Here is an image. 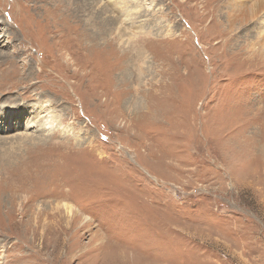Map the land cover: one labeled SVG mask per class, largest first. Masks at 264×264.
I'll return each mask as SVG.
<instances>
[{
  "label": "rangeland",
  "instance_id": "1",
  "mask_svg": "<svg viewBox=\"0 0 264 264\" xmlns=\"http://www.w3.org/2000/svg\"><path fill=\"white\" fill-rule=\"evenodd\" d=\"M80 1L0 0V264H264V1Z\"/></svg>",
  "mask_w": 264,
  "mask_h": 264
},
{
  "label": "bare ground",
  "instance_id": "2",
  "mask_svg": "<svg viewBox=\"0 0 264 264\" xmlns=\"http://www.w3.org/2000/svg\"><path fill=\"white\" fill-rule=\"evenodd\" d=\"M72 1V0H71ZM82 1V2H81ZM80 2L83 4V7L84 6H87V7H90L91 10H90V15L89 17H87L86 19H84L83 21L86 22L90 28H98L101 24H106L107 25V22L110 21V23H112V18L110 16V19H107L105 16L103 17L102 14L104 13V11L100 14L99 12H95L93 9H92V5L90 4L92 1L91 0H81ZM110 2V1H114L115 2V6L119 4V7L121 8V11L124 13V17H127V18H131V21H133L132 17L130 16V13L133 14V16L135 17V12L131 11V9L133 8L134 11H136V17H140L141 14H139L140 11L138 10H141L142 9V6L143 4H137L138 0H134V7H130L131 4H130V1H124V0H105V2ZM255 1H258V0H255ZM264 1V0H262ZM107 2V3H108ZM113 2V3H114ZM127 2H129L127 4ZM260 2V1H259ZM257 3L255 6V8H252V11L251 13H247L245 16H249L250 18L254 17L259 11H258V8H259V5L260 3ZM112 3V4H113ZM140 3V2H139ZM150 3V2H149ZM262 4H264V2H262ZM75 5V4H74ZM73 5V6H74ZM151 5H152V2H151ZM81 6V5H80ZM103 6V5H102ZM254 7V5H252ZM251 6V7H252ZM76 8V7H75ZM104 8V7H103ZM106 8V7H105ZM148 8V7H145V9ZM119 9V8H118ZM111 11V9H109ZM108 10V11H109ZM114 11V9H112ZM98 11V10H97ZM112 11V12H113ZM118 11V10H117ZM146 11V10H145ZM106 12V11H105ZM141 13V12H140ZM111 15V14H110ZM116 14H114L115 16ZM119 15V14H118ZM121 15V14H120ZM79 16V15H78ZM118 17V16H117ZM127 18H124V19H127ZM118 19V18H116ZM119 20V19H118ZM114 22V21H113ZM256 22V21H255ZM133 23V22H132ZM119 24H122V23H119ZM133 25H135L133 23ZM88 26V27H89ZM120 26V25H119ZM136 26V25H135ZM244 26V25H243ZM128 27V26H127ZM100 28V27H99ZM123 28V26L121 27ZM126 28V27H125ZM137 28V27H136ZM124 29V28H123ZM169 28H164V30H167ZM139 30V29H138ZM106 31V30H105ZM120 31V30H119ZM109 32V31H108ZM125 33V32H123ZM136 31H133L132 34H135ZM93 34V33H92ZM103 34V33H102ZM105 37V36H104ZM258 37H261V40L264 39V31H259V35ZM89 40V39H88ZM262 45H264V42L261 43ZM0 59H1V53H0ZM140 62L144 63V58H142L140 60ZM2 64V63H1ZM133 64V63H132ZM147 69H143V68H140V71L138 73V79L139 77H143L147 74ZM9 72H12L11 69ZM6 73H7V69L6 68H1L0 67V85L2 83H6L7 80H5V77H6ZM8 75V74H7ZM10 75V74H9ZM13 76V75H12ZM12 78V77H11ZM9 81V80H8ZM12 83V82H11ZM13 84V83H12ZM11 85V84H10ZM28 87H31V86H28ZM27 92V91H26ZM23 93V92H22ZM25 93V92H24ZM2 91L0 90V133H7L9 131L8 130V126H11V129L12 128H16L17 126L18 127H21V126H24L26 127V125H30L32 124V121L33 123L36 122V119L37 118V114L35 113V109L36 107L40 106V109L41 111L39 110V112L43 113L42 114V119H43V122H45L44 125L48 124L49 123V120L51 119L50 117V111H48V108H46V106L51 105V103L49 102V100L47 99V95L46 96H43V100L41 101H37L36 103L34 104H30V103H27V101L23 100L21 97H19L17 94H7L6 96L3 95L2 96ZM21 98V100H20ZM48 104V105H47ZM46 105V106H44ZM32 118V119H30ZM23 122V123H22ZM14 123V124H13ZM13 126V127H12ZM43 127V126H42ZM25 129V128H24ZM3 138V137H2ZM0 138V142L1 141H5V139H2ZM8 139L10 140V137H8ZM13 140V139H12Z\"/></svg>",
  "mask_w": 264,
  "mask_h": 264
}]
</instances>
